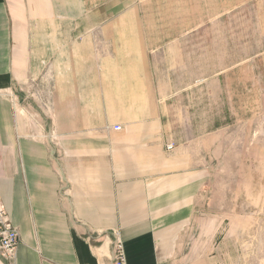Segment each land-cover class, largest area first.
Returning <instances> with one entry per match:
<instances>
[{"label": "crops", "instance_id": "obj_1", "mask_svg": "<svg viewBox=\"0 0 264 264\" xmlns=\"http://www.w3.org/2000/svg\"><path fill=\"white\" fill-rule=\"evenodd\" d=\"M227 8L0 0V197L19 236L0 264H113L116 236L125 264H228L221 225L203 215L216 216L206 191L218 141L176 137L167 107L185 88L174 78L186 42ZM40 87L48 117L27 92Z\"/></svg>", "mask_w": 264, "mask_h": 264}, {"label": "rangeland", "instance_id": "obj_2", "mask_svg": "<svg viewBox=\"0 0 264 264\" xmlns=\"http://www.w3.org/2000/svg\"><path fill=\"white\" fill-rule=\"evenodd\" d=\"M209 20L200 39L185 44L174 78L185 88L167 106L169 119L178 138L216 136L206 194L214 203L216 194L217 210L203 215L221 225L217 241L228 242V264H264V0H228L226 14ZM47 62L34 81L50 80ZM27 92L48 117V89Z\"/></svg>", "mask_w": 264, "mask_h": 264}, {"label": "built area", "instance_id": "obj_3", "mask_svg": "<svg viewBox=\"0 0 264 264\" xmlns=\"http://www.w3.org/2000/svg\"><path fill=\"white\" fill-rule=\"evenodd\" d=\"M114 131H119L120 127L115 126ZM172 143L166 146L167 151L173 150ZM117 237V236H116ZM113 242L112 263L125 264L124 251L121 241L116 238ZM19 244L17 230L12 226L8 212L0 197V257L12 259Z\"/></svg>", "mask_w": 264, "mask_h": 264}]
</instances>
